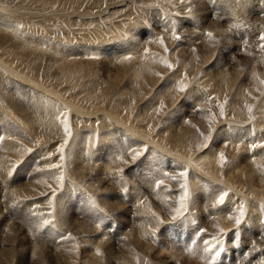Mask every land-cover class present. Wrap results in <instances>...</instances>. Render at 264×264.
<instances>
[{"label": "rangeland", "instance_id": "obj_1", "mask_svg": "<svg viewBox=\"0 0 264 264\" xmlns=\"http://www.w3.org/2000/svg\"><path fill=\"white\" fill-rule=\"evenodd\" d=\"M46 1L47 0H43L42 2H41V0H0V15L1 16L4 15L6 18H12V17L17 18L18 19V26L20 28L22 27L25 32H29L28 30L35 32V34L39 35V37H41L42 40L45 41L42 43V47H40L43 49L45 46V48H44L45 50H40V51L36 50L35 51V53L37 55H39V56L41 55L40 56V58L42 60L41 62L44 61V58L42 57L43 53L45 55V54H48L46 52H50V51L52 52L53 51L52 47L47 48V45L57 44V42L55 40H53L51 42H49V40H48L49 39L48 32H49L50 28L55 30L53 32L56 34L57 37H54V39L58 38V40L60 39L59 41L64 40L65 42L66 41L68 43H70V42L74 43L75 42L76 44L79 43L78 41H81V43L79 45H83V44L84 45L82 47H80L79 50L83 54L82 55L83 57H81V62L85 65V68H83V71H82V73L80 72L79 76L71 77L72 79L68 78L67 80L66 79L62 80L61 81L62 85H60L59 84L60 80L55 78L54 77L55 75L54 76H51V75L47 76V74L45 75L46 67H44L43 65L40 66L39 71H38L39 75H40L39 78H40V80H42V82L46 81V83H49L48 89L42 88L41 86H38V85L34 86L33 83L25 82L20 77L19 78L13 77L12 78L13 80H10L9 76L4 75V77H3L4 73H3V70H1V68H0V70H1L0 71V118H1L2 114L8 118H11L12 122H13V126L15 127V129L12 132H6L5 126L0 119V137L3 138V139H0V168L2 165L3 159L7 157L5 159V161L7 163L11 164L10 170L12 171V175H9V173H8V176H11V177L7 176V178H9V179H7V182H4L6 180L3 178L4 177L3 174H1V172L3 170H1L2 168L0 169L1 170V172H0V178H1V180H0V250H3L4 248H13V249L16 248L17 251L19 250L18 252H16V254H17L18 259L21 261L20 264H33L35 259L33 258V255H32V252H33L32 245H33V242H35L34 238H36L38 236L37 238L43 242L44 247L46 248L45 250L48 251L49 254L52 255V258L55 261H57L56 260L57 256H59L58 254H60V251L58 252V249L71 247L73 250H75V253H76L75 258L72 259V261H73L72 264H84L85 260L90 257L91 251L89 250V247H87V244H83L82 241L92 238V236H91L92 232L89 233V231L86 232V230L84 232L82 230V227L78 226L80 223H82L85 226H89L90 229H88V230H90V231H92L94 228H96V225H99L98 230H96V231L97 232L98 231L106 232L104 234V239H105L104 242L106 244L110 243L118 249H123L127 253L126 260H121L122 263L119 260H114V261H112V264H138V258H139V264H208V262L205 259L206 254L203 251L204 245H203L202 239L196 240V235H195L196 232L195 231L198 230V228H204L206 230L207 234L215 235L216 233L219 232V230L221 228L225 229L226 232L233 229L235 227L234 223L232 222V220L230 221L227 218L229 215V210L232 209L237 204L236 202H239L240 199H241V201H243V199H245L246 201H243V202L247 208V214H246V224L243 225L241 228L242 239L237 240L234 243L226 244L225 252L222 254L221 258L216 259L214 264H221V261H222V264H253V263L255 264L257 259H259L260 262H261V260L264 261V254H263L264 253V230L259 228L260 222H258L254 217L252 219L253 212L251 213V211H253V209L249 210L252 208V205L250 206V204L252 202L251 200L253 199L249 195H253L254 191H256V192L260 191L261 192V194L263 195V198H262L263 202L262 203H264V187L262 189L259 188V190L256 187L258 184L256 172H258L260 170V172H263V175H264V159H262L264 157L261 156L264 152V149H261L259 147L255 148V149L259 148L258 150H260L262 152V153H260L261 155L260 154L258 155L257 152L259 153L260 151L255 150V149L252 150V147H251L255 143L256 144L264 143V134H263L264 128H262V126L264 124V122H263L264 120L263 121L261 120L264 117V109H262L260 111V109L263 108V106H264L263 105L264 103H262L263 101L261 100V96L262 95L264 96V79H263L264 77H262L260 75V71L258 70L260 67L257 68L258 66H260V64L264 60V58H263L264 53H263V51L261 52V50L259 48L260 46L258 44L255 45V47L250 46V48H246L249 46V44L244 43V42L243 43L235 42L236 41L235 38L233 39L235 41H233V40L231 41V40L227 39L228 34L234 37L235 32L237 30H239L240 26L234 27V25H238V22L241 23V21H242L247 27H251L250 25H252L251 29L254 31H256L259 28V25L260 26L262 25L261 23L264 24V6H262L263 4H260L257 0H252V1L248 0V1H250L249 2L250 4H248L246 2L245 3L247 6L252 7V11L247 12V10H245L244 13L240 14L238 12L239 7H237V9H235L236 7L234 5L229 4L227 2H223V4H221L222 3L221 2L218 4L217 0H190L189 2H192V3L188 4L189 6L186 5V7L184 5L186 4V2H188V0H186V1L182 0L183 2L181 0H162V1L155 0V2H154V0H147L149 2H153V3H156L158 5L160 4L159 7L156 6L155 4H153L154 6H151V4H148V3H144V4L139 3V2L137 3V5H136L137 8L140 7L142 10H145L144 8L147 7V10L142 12V14H138V17L137 18L135 17V21H137L139 24H146V25L144 26V29L142 28V26H136L135 29L137 31L139 30V32H141L140 36L141 37L143 36L142 37L143 40L148 39V42H150V40L152 42L153 41L155 42L156 37L163 36L164 38H166L165 44H166L167 48H169L170 51L168 53H165V51L163 52L164 49L162 47H160V44H158V42H157V45L155 46L156 48L154 47L153 49H154L156 55L158 54V56L152 55L151 53L148 55H145L144 49L147 48L149 50V52H151V51L153 52V50H151L152 47L139 46L142 49L143 56H145L146 58H149V59L151 57H153L156 60L155 62H157L156 64H153V63L151 64L150 61H147V62L144 61V64L147 66V68L150 71H155L159 67L158 65L163 66V67H161V68L159 67L156 70V72H159L160 76H157V78H156L157 81H155V83H156L155 86L151 85V83L148 82L149 83L148 87H147V89H145L146 93L142 94L140 97L134 95V97L131 99L130 104H129V111L132 114H129V116H128L129 121L128 122L131 123V125H134L137 121V124H138V119L141 118V116L139 114L140 110L143 108L146 109L145 106H147L148 108L146 110H149V113H148L149 115L151 114L150 116L148 115V119L150 118L151 123H150V121L149 122L144 121L143 123L145 125H148V126L151 125L150 129L152 131H154L153 133L150 134L149 138L151 137L150 138L151 140L152 139L155 140L156 143L158 142V144L162 145L164 148H169L172 152H174V153L176 152L179 155H180V153H183V152H184L183 154H185V155H186V153L188 155L190 154L189 157H190V160L193 163V165L195 163L194 166L197 167L198 170H200V172H203L201 174L207 175L204 172L206 170L205 169L206 168L205 163H204L205 161L203 159L199 158L200 157L199 156L200 155L199 150L202 149L203 144L205 143V141H204L203 137L200 135V133H204V135L208 134V132H209V119H210V112H211V113L215 114V120L212 123V128L215 129V131L213 132L212 140L209 142V145L211 144L209 146V148L211 147V150L216 151V154L214 152L215 155L219 154V152H224L228 162L230 164L232 163V167H234L233 166L234 163L239 164V167H238V165H235L234 171H232V167H230V171H232V172H230L228 170L229 169V166H228L229 163L225 164V166H224V168H227L226 170L224 168H221V170H222L221 171L220 166L216 167L219 169L215 168L216 172L218 170V172H217L218 177H220L221 180L224 181L225 184H227L226 187H228L232 190V191L229 190V195L231 193L230 196L233 195L237 200V201L236 200L234 201L235 198L230 197L231 199L233 198L231 201H234V202H231L230 205L227 201L226 202L228 204L225 203V205H227L229 207L227 208V206H226L224 208L225 212H227L226 213L227 215L225 216V219L227 218L226 219L227 221L226 220L222 221L224 223V227H221V221L219 220V218H217V215L215 214L219 209H216V212H215V209H213L214 210L213 214H210L211 213L210 211L212 210V208H210V205L215 200L210 201L211 199H208L210 192H211V186H212L209 184L211 182H213V183L215 182L216 184H218L220 182L209 180L210 182L208 181L209 183L206 184L204 190L200 189V191H199L198 189H195L194 192H192L194 189L191 190V188L189 187L190 193L192 196V200L190 201V204H189L190 213L192 214V215L191 214L190 215H191V218L194 217V218H192V220L193 219L196 220V223L193 224L192 220H189V218H188L189 217L188 213H186L184 217H181L180 219H178L176 221H172L171 216L168 214V212L171 208L176 207V204L174 203V201L177 199V193L179 191V185L175 181H170V180L165 178L164 179L165 185L169 189H172L173 191H172V193H169V192L165 191L163 188L159 189L158 190L159 195L155 196L154 199H156L158 201V207H161V210L158 211V210H153L152 208L150 209V211L155 213L156 216L160 217L164 221V223L158 224L157 221L155 219H154L155 220L154 221L153 217H152L151 222L149 224H147V230L143 229L142 235L140 237H133L131 235V232H133V230L135 231L137 229L136 228L132 229V227H133V225H134V227H136L135 225H137L138 219L142 215H141V212L136 210V205L134 202H132L133 200L130 199V201H128V199H129L128 196L131 193V187L130 186L132 185V181H131V178L129 176L131 174L132 178H137L139 180H141V179L143 180L145 178V174L147 173L148 169L141 170L139 168V164H142L146 153L135 164H133L132 161L131 162L129 161V163H128L129 165L127 166L128 171H127V167H125L126 171L129 173V175L127 177L122 176V180L124 181L123 184H121V183L118 184L117 183L118 181H116V183H114V182L112 183L111 181L109 182V180L108 181L107 180H105V181L98 180V183L95 185L91 184V186H92L91 187L90 183L93 180L91 178H89V176L84 175V176H81L79 179L78 175L71 173L69 171L70 170L69 169L70 168L69 162L71 160L69 153L71 152V150H70L69 146H67L68 145L67 144L65 146V152H64V155H65L64 172H65V185H68L66 187V191H68L70 189L71 190V192H70L71 196H70V194L66 195L67 193H65V191H64L65 189L61 190L59 187H57L55 181L50 178L53 175V173L49 172L47 170V166L49 163H59V153L56 151V149H57V146L64 141L65 135H64L63 127L59 123V121L57 120L56 117L60 113L64 112L65 109H67L68 114H69L70 110H69V108L66 107L67 106L66 103L63 102L66 97H68V98L71 97L70 100L73 99L72 101H73V103H75V104H73L74 109L80 108L78 110H85L86 112L91 111L89 109L93 107V106H90L89 99H86L89 96L88 90H90V89L93 90L94 89L93 86L96 88V90L99 89L100 91H102V92H100L99 90H97V91H99V94L103 93V95L105 94L104 96L108 95L107 97H108L109 102L112 101L113 99L114 100L118 99L117 97H119V98L121 97V96H118V91H117V90H119L117 88L118 86H116L114 89L113 88L111 89L109 87V84H110L109 81H111V82L113 81L112 79L111 80L109 79V75H111V74L113 75L118 70V68L120 69L121 68L120 64H125V62L129 63L131 61V60H126L122 57H120L121 63H118L120 61L119 59H118V62H114L112 60V58L114 57L113 52L115 51V48H117L118 46L120 48L123 45L122 42L124 41V39H126V38L123 39V37H127L129 32L131 30L133 31V29H132L133 27L126 25L127 24V18H125V16L127 17V15L124 14L126 12H130V8L125 9L126 4L124 5V3H123L125 0H117V1L116 0L115 1L114 0H109V1L106 0L103 3H101L100 0H87L83 3L80 2L81 0H79L77 3H74V2L69 3V1H67V0H64L65 2L59 3L58 1L50 0L49 2H51V5H49V6L45 5ZM216 2H217V4H216ZM117 3H121V4H118L115 7L114 5H116ZM226 3L229 5H227ZM99 5L101 7L106 6V8H107L106 13H103V14L100 13V10L98 9V8H100ZM171 5H173V6H171ZM132 7H133V4H132ZM153 7H155V8H153ZM76 8H78V9H76ZM120 8L124 9V10H121L120 14L117 13L115 15H111L112 10H116V9H120ZM230 8H231V10H230ZM67 12H68V14H66ZM136 12L137 11H135L134 13H136ZM60 13H62V14H60ZM234 13H236V14H234ZM238 13L240 15H238ZM78 14H80V15H78ZM116 15H118V16H116ZM184 17L186 20H184ZM115 19L118 20V22ZM120 19H121V21H119ZM187 19H189V21L192 20V22L194 24H196L195 26L197 28H199V30L197 28L192 27V26H188V27L184 26L182 22L188 21ZM108 22L110 24L111 23L117 24L118 25L117 31L113 27H110ZM173 22H175L176 30H177L178 34L183 38L181 41H176V40H173L172 38H169V37H171V30L170 29H171V25ZM248 23L249 24L251 23V24L249 25ZM93 24H95V25H93ZM216 24L220 25L223 28V31H220V34H218V39H217L218 43L217 42L215 43L216 45H220V51L218 53L219 57L221 55H223L227 60H229L230 63H231V59L233 62V59L235 57L236 62H238V61L240 62L237 64H239V66L241 68L246 67V66H244V64L247 63L246 59L249 58L251 61L255 58L254 63H256V64H254V65L255 66L257 65V67L255 68V66L252 65V66H254L255 70L253 67H251L253 69L251 74L252 73H253V75L255 74L254 77H255V80H257L256 85L252 84L250 82V80L247 79V77H244V73L242 74L243 80H241L244 84L247 83V84H245L246 85L245 87H247L248 89L249 88L255 89V92L257 91L256 93L253 92V94H250L249 97H248V95H245V98H243L244 97L243 95H239V97H238L235 94V96L237 97V99L235 100L232 98V97H234V94H233L234 88L230 89V88H232L231 86L223 88L221 86V83H219L216 78L218 77L219 72L223 69L222 63L214 61L215 54L213 56V59L210 58V60H209V59H206V56L203 53L204 52L203 51V49H204L203 45L204 44L205 45L213 44V41L205 40V38L207 39L206 36L194 34V33L197 34V32H202V34L205 32H209V31L212 32V28L215 27ZM109 28H110V30H109ZM111 29H113V30H111ZM63 30H66V31L70 30L68 32L71 33L70 34L71 36L68 33H65ZM96 30H97V32L99 31L100 33L95 32ZM25 32H24V34L26 35ZM6 34H9V32H7ZM92 34H93V36H91ZM94 35H96V36H94ZM68 36H70L69 39L67 38ZM95 37H97V38H95ZM168 38L171 41H168ZM185 38H186V40H185ZM24 39H25L24 37L23 38L18 37L17 41L19 43H21V45H23V43L25 42ZM98 39L99 40L101 39V40L99 41ZM54 41L56 43H54ZM175 41H176V44L174 43ZM201 41H202V43H201ZM168 42H171L172 44H174L175 47L172 46V44L168 43ZM97 43H98V45H97ZM92 44H93V46H95V48L94 47L92 48ZM180 45L182 48L180 47ZM90 46H91V48L89 49V52L86 53L84 48L90 47ZM96 46H98V48H96ZM171 46H172V49H171ZM176 46H177V48H176ZM173 47L176 48L177 50L173 49ZM243 47L245 48L244 51H247V49H248V53L243 52ZM46 48L50 51H48ZM252 48L253 49L257 48L254 51L255 52L257 51L258 53L256 54L252 50ZM27 49H29V48H27ZM186 49H188V52ZM192 49H195V50L197 49V50L195 52H193ZM172 50H175V51H172ZM179 50L182 54H180ZM198 50L200 53H202V55L198 52ZM259 50H260V53H259ZM171 51L174 53L175 56L172 55L173 53ZM96 53H97V55H96ZM246 53H247V55H249L248 58L245 57V56H247ZM261 53H262V55H260ZM183 54H184V56H183ZM45 56H47V55H45ZM161 56H166L167 59L174 65V71H170L168 68L164 67L165 66L164 64H160V62L157 61V59ZM110 57H111V60H110ZM156 57H158V58H156ZM251 57H252V59H251ZM256 57H257V59H256ZM189 58H190V60H188ZM200 59H201V61H200ZM241 59H242V62L240 61ZM258 59L261 60L262 62L257 61ZM184 61H185V64H183ZM234 61H235V59H234ZM253 61H251L252 62L251 64H253ZM189 62L191 64H189ZM195 63H196V65H195ZM202 63H203V65H201ZM258 63H259V65H258ZM130 64H131V62H130ZM130 64H128V65H130ZM246 65L247 66L250 65V62H248ZM250 66H248V68H244V70H246V69L249 70V71L247 70L249 73L247 71L245 73L250 74V70H251ZM186 69H188V70H186ZM126 72H127V70H126ZM179 72H180V75H179ZM161 73L164 77L163 80L161 79ZM256 73H257V75H256ZM168 74L170 75V77H168L169 76ZM177 74H178V76H177ZM184 74H187V77H188L187 80H184V83L189 85L188 91L186 93H183V94L177 93L176 91L174 92L175 84H176L174 82L181 80ZM214 75H216L217 77H215ZM175 76H177V77H175ZM50 77L52 78V80L50 79ZM256 77H257V79H256ZM205 78H207V80ZM16 79H17V81L13 82ZM168 79H170L169 81H173L172 82L173 84L171 83L169 85V86H171L169 93H167V94L165 93V94H162L161 96H157L154 93L155 87H159V85L161 86L162 84L165 85L163 82H167ZM247 80L250 83H248ZM258 80H259V82H258ZM91 81L93 83H95V85ZM169 81H168V83H169ZM207 81L210 84H208ZM17 82L25 85V87H27V89L19 85L21 89L20 90L18 89L17 91H15L13 89V87H14V85L15 86L17 85ZM52 83H54V84H52ZM89 83H91V85H92L91 88H90L91 85ZM261 83H262V85H261ZM96 84L98 86L100 84L101 85H100V87H98ZM250 84L253 86V88L250 86ZM40 85H42V84H40ZM51 85L54 89L51 88ZM172 85L174 87H172ZM258 85H260V86L258 87ZM59 86H62L61 88L64 89V93L61 94V96L63 98L62 97L59 98V94L54 92L55 89L58 90ZM101 86H102V88L104 87L105 89L104 88L102 89ZM196 86H198V87H196ZM216 86H217V88H216ZM235 87H236V84H235ZM197 88L200 90H198ZM63 89H61V90H63ZM107 89L109 90V93H108ZM171 89L173 90V93H171L172 92ZM104 90H105V92H104ZM219 90H221V91H219ZM229 90H230V92H229ZM259 90L260 91L262 90L263 92L261 91L262 93H258V92H260ZM192 91L196 92L198 95H200V102H201L200 104H199V101L196 104V101L193 100L192 98H190L189 94ZM222 91L226 92V94L223 93ZM232 91H233V93H232ZM152 92H153V95H152ZM12 93L13 94L15 93L14 95H16V97L14 95L12 96ZM60 93H62V92H60ZM174 93H175V95H173ZM187 93H188V95H187ZM220 94L222 95V97ZM260 94H262V95H260ZM48 95H49V97H48ZM103 95H102V97H103ZM167 95L168 96L170 95V96L168 97ZM9 96H10V98H9ZM162 96H163V99H162ZM12 97H15V99L11 100ZM185 97L187 99H185ZM208 97H211L212 99H211V101L206 102ZM236 97H234V98H236ZM242 98H243V100L247 99L246 100L247 103H245V101L243 102V100L239 101V99H242ZM258 98H260L261 102L258 101L259 100ZM51 99H54V100H51ZM147 99L149 100V102L152 101L151 104L149 102L145 103V101ZM171 99H172V101H171ZM15 100L17 101L16 103H19L20 106H23L22 108L24 110H22L21 112H17L13 108L12 104ZM18 100H20V101H18ZM50 100H51V103H50ZM61 100H63V101H61ZM42 101L44 102L45 105L39 104ZM53 101H55L56 103ZM161 101H163L167 105V108L165 110V114H161V115L157 116L156 114H153V113H155L154 109L158 106V104ZM225 101H227V103H225ZM248 101H250V102H248ZM256 101H258V103H256ZM221 103H225L226 115L224 117L220 116V110L218 107V104H221ZM233 103H234V105H233ZM238 103H239V105H238ZM248 103L250 106H252V109H253V111L251 113L247 110L248 109V107H247ZM251 103H252V105H251ZM260 103H261V105H263L262 107H260L261 106ZM152 104H154V105H152ZM235 104L238 106H236ZM244 104H246V106ZM43 105H44V107H42ZM240 105H242L243 108H241ZM234 106H236V107H234ZM230 107H232V108H230ZM238 107H240L242 110L237 109ZM46 108H48V109H46ZM233 108H236V109L232 110ZM245 108H246V110H245L246 113L244 111ZM230 109H231V111H230ZM256 109L258 111H256ZM26 111H27V113H26ZM261 112H263V117L261 116V119H260V116H257V115H260ZM255 113H257V114H255ZM236 114L239 115L237 117V119L235 118ZM26 115H27V117L30 116V117L34 118L33 124L30 121L28 122V120L25 118ZM249 115H250V117H249ZM97 116L103 117L101 119L102 122H100L101 125L111 124L109 122H112L110 117L106 114L97 113ZM151 116H152V118H151ZM252 116H254L253 118L255 121H253ZM166 117H167V120L165 119ZM168 117H170V118L168 119ZM239 117H241V118L239 119ZM255 117L257 119H260V120H257L259 122L257 124L258 126L256 125L257 121H256ZM232 118L234 120H231ZM130 119H132V120H130ZM235 120H237V121H235ZM35 121L38 122L36 125H35V123H36ZM69 121H70L71 130H72L73 126H72V122L70 119V115H69ZM166 122L169 123L168 126H167ZM236 122H238V123H236ZM228 123H229L230 128L227 127ZM251 123H252V125H251ZM224 124H226V125H224ZM233 124H236L237 126L234 127ZM254 124H255V126H254ZM261 124H262V126H261ZM37 125L40 127V129H39V127H37ZM111 125H113V124H111ZM169 125H171V126H169ZM244 125H247V126L245 127ZM253 126H254V128H253ZM113 128H116V125ZM180 128L182 129V131H180L181 130ZM226 128L229 131L236 130V131H241V132L247 128H250L251 130L248 129V134L244 135L243 138H240V142L237 144L235 141H232V139L229 135L225 136L223 134V130L224 129L226 130ZM252 128L253 129L257 128L258 130H256V129L253 130ZM189 129H191V130H189ZM17 130H20V131L17 132ZM184 130L185 131L187 130V131L185 132ZM118 131H119V133H117L118 135L115 136L116 138H119V139L121 138L125 142H131L132 138L130 137L129 132H126V131L120 132V130H118ZM173 131H176V133L175 132L173 133ZM249 131H252V132L249 133ZM160 132H161V134H160ZM178 132H179V134L180 133L182 134V132H183L182 137H179ZM9 133H10V135L13 134L14 136L13 135H12L13 137L9 136ZM171 133L174 135V137L172 136ZM252 133L255 134V136ZM181 134H180V136H181ZM250 134H252V135H250ZM260 134L262 135L261 136L262 138L260 137ZM6 135H7V137H6ZM183 135H185V137ZM15 136L17 138H14ZM152 136H154V137L152 138ZM258 137H260V140L255 141V139H257ZM7 138L9 140L11 139L10 141H12L11 143H9L10 145L7 143L9 149H6V148H8V147H6L7 146L6 144H5L6 146L4 145V143L8 141ZM183 138H185V139H183ZM4 139H6L7 141H5ZM14 139L17 140L15 143L16 145H14V143H13ZM98 139H99V137H98ZM225 139H227V140H225ZM40 140H42V141H40ZM10 141H8V142H10ZM68 141H70V137L68 138ZM163 141H165V142L163 143ZM229 141L232 145H230V143H228ZM182 142H184V143H182ZM242 142L244 143V145L241 144L243 147H241V145H239ZM18 143L20 144L21 148L19 147ZM172 143L174 145H172ZM175 143H176V145H175ZM178 143L180 145H178ZM225 143H227V147L224 146ZM250 144H251V146L249 147L248 145H250ZM140 145L141 144H137L136 146L138 147ZM142 145H145V143H143ZM146 145L149 147L148 144H146ZM182 145H185L184 146L185 148H182L181 147ZM47 146H49V148ZM50 146H51V148H50ZM18 147L20 149H18ZM240 147L242 150L240 149ZM244 147L246 148V150ZM177 148H180V149L177 150ZM4 149L6 151H4ZM10 149H12L13 151L15 150V151L13 152ZM25 149H31V152H27V151H25ZM37 149H38V151H37ZM213 151H212V153H213ZM247 151H249V152H247ZM253 151L256 153V156L254 155L255 153ZM10 152L12 154L13 153L15 154L18 152L17 155H19L20 158H22V160L20 161V159L17 158L16 154L12 155ZM32 153H33V156H32ZM38 153H39V155H38ZM249 153H251V154H249ZM49 154H51V160L48 161V163H47V160L43 161V159H41L42 157L49 156ZM70 155H71V153H70ZM37 157H38V159H37ZM236 157H238V158H236ZM10 158H11V160H10ZM215 158H217L215 160H217V162H218V155ZM248 158H250V160H252V158H253L254 161L253 160L250 161ZM39 159L42 162H40ZM202 160L204 162H202ZM256 160H258V161H256ZM184 161L185 160L178 159V157L176 158L175 155H171V157L170 156L167 157V162L164 164L165 172L169 173L170 175H177L180 171L187 168V165ZM247 161H249L251 164L253 162L254 163L251 166H249L250 163ZM21 162H23V163H21ZM255 162L257 163L256 165H254ZM44 163H46L47 165H45ZM178 164L179 165L181 164V167H178L179 166ZM13 165H17L15 170H13ZM185 165H186V167H185ZM217 165H219V163H217ZM236 166L238 168H241V170L239 169V171H242L243 174H242V172L239 173ZM253 167H254V170L259 169L257 171H254V173H253L254 176L252 174H250L251 173L250 171H252ZM38 168L44 169V171H41V170H40L41 172L39 171L43 176L39 175L40 173L37 174ZM248 168H251V170H249ZM260 168L263 170H261ZM187 170H189V169L187 168ZM246 170L248 171V173H247L248 177L247 178H246V173H244V172H247ZM117 171H118V169H117ZM193 171H195V170L192 169V171L191 170L188 171V180H189V177L192 176L193 173L198 175V173L196 171L195 172H193ZM34 172H35V174H34ZM228 172L233 174V176L232 175L229 176ZM32 174H34V175H32ZM194 174H193V176L196 177V175H194ZM234 174H236V175H234ZM35 175H37V176L35 177ZM47 175H48V177H47ZM237 175H239V176H237ZM249 175L253 176V179ZM39 176H42L43 178H40ZM226 176H227V179H226ZM154 177H155V175H153L151 177V180H150V182L152 183V186H154L155 181L157 179L162 178V176H160V177H157V179L155 181H153ZM249 177L252 180H250ZM35 178H37L36 181H35ZM240 178H242V179H240ZM40 179H41V181H40ZM191 179L194 180V178H192V177H191ZM195 179L197 180V177ZM236 179H238V180L236 181ZM2 180H4V181H2ZM38 180L40 181V183H38L39 182ZM67 181H68V183H67ZM234 181H236V182H234ZM31 182H34V183L32 184ZM44 183L51 184L52 187L56 189V191H57L58 195H60V197L57 195L55 219L53 220L52 224H49L43 228H40L38 226L41 224L42 221L39 217L32 215V213L34 211L45 213L44 218L45 219H51V217L48 216V211H49L48 200L45 198V196L42 195V193H50L51 190L49 188H47L44 185ZM73 183H76V184H73ZM103 183H104V185H103ZM229 183L234 185V186L232 187V185H230ZM240 183H242V184L239 185ZM5 184L8 185V188L7 187L5 188V186H4ZM99 184H100V186H99ZM220 184L222 185V183H220ZM220 184H218V185H220ZM244 184H245V186H244ZM11 185H12V187H11ZM38 185L42 186V187H39ZM73 185L76 187H74ZM259 185H260V183L258 184V186ZM86 186H88V187L86 188ZM97 186H99L102 189H100ZM236 186H237V188H235ZM26 187H27V189H26ZM95 187H97L98 189ZM221 187H220V190H221ZM12 188H14L16 190H14ZM88 188H90V189H88ZM125 188L128 189L127 192L124 191ZM250 188H252L253 190ZM222 189H223V187H222ZM236 189L238 191L241 190L240 194L238 193V195H240L239 198L236 196L237 193L235 194ZM22 190L25 191V193H24L25 195L22 192H19ZM34 190H36V191H34ZM220 190H219V192H220ZM249 190H251L252 194H249L250 193ZM10 191L12 192V195H11ZM86 191L88 194L86 193ZM148 191L150 194L153 193L152 190H148ZM26 192H28V193H26ZM31 192H33L32 193L33 195L31 194ZM241 192L246 193V194L248 193L247 194L248 196H246V194H245L246 197L244 198V196H242L243 194ZM28 194H30V195L28 196ZM6 195H9V198H11L10 199L11 201H9L8 203H6L7 199L5 201ZM257 195H259V194H257ZM91 196L96 201L98 200V198L104 199L105 205L101 204L102 208H103L102 210H104V209H107V210L106 211L104 210L103 213L102 212L98 213L94 209V207H92V205L89 203V197H91ZM151 196L153 197L154 195L152 194ZM107 197H108V199H107ZM248 197L250 199H248ZM238 199H239V201H238ZM143 200H145L144 197L142 198L141 201H143ZM34 201H36V202H34ZM21 202L22 203H29L30 206L34 207L35 209L30 207V206L24 208L23 205H21L22 204ZM60 203H61V205L59 207ZM103 206H106V207H103ZM107 206H108V208H107ZM165 206H167V208ZM205 207L207 209L208 208L209 209L207 210ZM249 207H251V208H249ZM29 209H32V211ZM227 209H229V210H227ZM249 211H250L251 215H250ZM62 212H64V213H62ZM152 212H151V214H153ZM102 215H103V218H102ZM215 215H216V217H215ZM250 216H251V218H250ZM105 220H106V222H105ZM263 220H264V217H262L261 222ZM229 221L232 223V225H231V227L228 228V226L231 224V223L229 224ZM93 222L95 223L94 225H93ZM133 222H134V224H133ZM225 224L228 225V226L226 225L227 228H225ZM216 225H219V227H217ZM222 226H223V224H222ZM53 228H55V229H53ZM57 228H59V232H60V230L62 231L61 235L56 234V232H58ZM130 229H132V231ZM10 230L13 233V234L11 233V235L13 236L15 234L14 236H16L17 239H19V240H16V242H10L9 240H7V236L10 235V233H9ZM153 231L156 232L155 238H153V235H152ZM125 232L127 234L128 233L129 234L127 235ZM72 233L74 234V237H75L74 242L77 243V245L72 246L70 244L71 243L70 241H72V240H70L69 242H66V243H62L63 239H61V237L62 236H68L69 234L71 235ZM85 234H87L89 236L85 237ZM137 238H139V239H137ZM204 238H208V237L205 236ZM104 239L102 237V241ZM65 240H68V239H65ZM124 243H126L132 250L127 249L124 246ZM16 244H17V246H16ZM188 248H191L192 251L187 252ZM194 248H195V250H194ZM193 250H194V252H193ZM250 250H251V253H250ZM148 251H150L148 253L149 255L146 254ZM19 252H20V254H19ZM171 252H172V254H171ZM177 253H178V255H177ZM21 255L24 257V258H22V260H21ZM174 255H175V257H174ZM239 255H241L242 257L240 258ZM249 256L251 258L250 261H249ZM2 259H0L1 260L0 264H5L6 260H7V262L9 261L8 259H6V257H2ZM3 262H5V263H3ZM257 263H258V261H257ZM53 264H56V263H53Z\"/></svg>", "mask_w": 264, "mask_h": 264}, {"label": "bare ground", "instance_id": "obj_2", "mask_svg": "<svg viewBox=\"0 0 264 264\" xmlns=\"http://www.w3.org/2000/svg\"><path fill=\"white\" fill-rule=\"evenodd\" d=\"M43 0H41V2H42ZM50 0H47L46 2H45V5L46 6H49V5H51V2H49ZM53 1H58L59 3H62V2H65L64 0H53ZM67 1H69V3H72V2H74V3H77L79 0H67ZM85 1H87V0H81L80 2L81 3H83V2H85ZM101 1V3H103L104 1H106V0H100ZM109 1V0H108ZM115 1V0H114ZM117 1V0H116ZM160 1H162V0H160ZM182 1V0H181ZM186 1V0H185ZM190 0H188V2H186V4L184 5L185 7H186V5L187 6H189L188 4H190V3H192V2H189ZM218 1V4L219 3H221V4H223V2H227V3H229V4H232V5H234L236 8L235 9H237V7H239L238 9H239V13L241 14V13H244V11L245 10H247V12H250V11H252V7H250V6H247L246 5V3H248V4H250L249 2L250 1H248V0H217ZM252 1V0H251ZM260 4H263L262 6H264V0H257ZM94 2V1H93ZM112 2V1H111ZM148 3V4H151V6H154L153 4H155L156 6H158L159 7V5L158 4H156V3H153V2H149V1H147V0H125L123 3H124V5L126 4V7H125V9H129L130 8V12H126V13H124V14H126L127 15V17L125 16V18H127V24L126 25H128V26H131V27H133L132 29H133V31L131 30L130 32H129V34H128V36L127 37H123V39L124 38H126V39H124V41L122 42L123 43V45L119 48V46L117 47V48H115V51L113 52V55H114V57L112 58V60L114 61V62H118V59L120 60V57H122V58H124L126 55H129V56H131L132 57V59H130L131 61V64H130V62L128 63V62H125V64H120L121 65V68L119 69L118 68V70L112 75H109V79L111 80H113L112 82L111 81H109L110 82V84H109V87L112 89H114L116 86H118L117 88L119 89V90H117L118 91V96H121L120 98L119 97H117L118 99H116V100H112V101H110L109 102V100H108V95L107 96H104L103 95V93L102 94H99V89H97V90H99V91H97L96 90V88L93 86V90L92 89H90V90H88V92H89V96H88V98H86V99H89V102H90V106H93L92 108H90L89 110H91V111H89V112H86L85 110H78V109H80V108H78V109H74L73 108V104H75V103H73V99L72 100H70V98H68V97H66L65 99H64V101L63 100H61V101H63L64 103H66V107L67 108H69V110H70V112H69V115H70V119H71V122H72V126H73V128H72V136L70 137V141H69V143H68V145L67 146H69V148H70V150H71V155H70V153H69V156L71 157V160H70V162H69V171L71 172V173H74V174H76V175H78L79 176V179H80V177L81 176H84V175H86V176H89V178H91L93 181L90 183V186H91V184H93V185H95V184H97L98 183V180H103V181H105V180H109V182L111 181L112 183L114 182V183H116V181H118L117 183L119 184V183H121V184H123L124 183V181L122 180V176H128L129 175V173L127 172L128 171V165L129 164H122L121 162H120V160L119 159H117V157L119 156V155H121V154H124L129 148H132V147H135L137 144H143V143H145V144H148L149 145V147H148V152H146V155H145V157H144V160H143V162H142V164H139V168L141 169V170H143V169H148L147 170V173L145 174V178L142 180H139V179H137V178H132V175L130 174V178H131V181H132V185L130 186L131 187V193L129 194V199H128V201H130V199L131 200H133L132 202H134L135 203V205H136V210L137 211H139V212H141V215L142 216H140L139 217V219H138V223H137V225H135L136 227H134V222H133V227H132V229H134V228H136L137 230H133V232H131V235L133 236V237H140L141 235H142V231H143V229H145V230H147V224H149L150 222H151V219H152V217H153V215L151 214V212L152 211H150V209L152 208L153 210H161V207H158V201L156 200V199H154L155 198V196H158L159 195V191L158 190H155V188H153V186H152V183L150 182V180H151V177L153 176V175H155V177L153 178V181H155L156 180V178L157 177H160V176H163V171L165 170V167H164V164L167 162V157H171V155H175L176 156V158L178 157V159H180V160H185L184 162L186 163V165H187V168L189 169L188 171H192V169H194L197 173H198V175L197 174H194L193 172H195V171H193L192 173L194 174V175H196V177H197V180L195 179L196 177L195 176H193V174H192V176H190L189 177V180H188V182H189V187L191 188V190H193L192 192H194L195 191V189H198L199 191H200V189L201 190H204L205 189V186H206V184L207 183H209L210 181L209 180H212V181H217V182H220V183H222V185L220 184V183H218V184H220L222 187H223V189H226V190H231L230 188H228V187H226L227 186V184H225V182L224 181H222L221 180V178L220 177H218V170H217V172L215 171L216 169H219V168H216V167H218V166H220V165H217V160H215V159H217V158H215L217 155H215L216 154V151L214 150H211V147L208 149V148H204V147H202V149L201 150H199L200 151V159H203L202 160V162H204L205 163V173L207 174V175H203V174H201V173H203V172H200V170H198V168L197 167H195L194 165H195V163H194V165H193V163L191 162V160H190V157H189V155L186 153V155L185 154H183V153H180V155L179 154H177L176 152L174 153V152H172L169 148H164L162 145H160V144H158V142L156 143V141L155 140H151L150 138H149V136H150V134L151 133H153L154 131H152L150 128H149V126L148 125H145L143 122L144 121H146V122H149L150 121V118L148 119V113H149V110H146L148 107L147 106H145L146 107V109L145 108H143V109H141L140 110V116H141V118L140 119H138V124H137V121H136V123L134 124V125H131V123H129L128 121V116H129V114H132V113H130V111H129V104H130V101H131V99L134 97V95H136V96H141L142 94H145L146 92H145V89H147V87H148V84L149 83H151V85H153V86H155V81H157L156 80V78H157V76H160V75H156V73H159V72H156V70L160 67H163V66H160V65H158L159 67L155 70V71H150L148 68H147V66L144 64V61L145 62H147V61H150L151 62V64L153 63V64H156L157 62H155L156 60H155V58H153V57H151L150 59L149 58H146L145 56H143V54H142V49H141V47H139V46H147V47H152V49L151 50H153V52L151 51V52H149V53H151L152 55H155V56H158V54L156 55V53H155V51H154V47L157 45V42H148V39L146 40V39H144L143 40V36L141 37L140 35V33L141 32H139V30L137 31L136 29H135V27L136 26H142V28L144 29V26L146 25V24H139L137 21H135V17L137 18L138 17V14H142V12H144L145 10H147V7L146 8H144L145 10H142L140 7L139 8H137L136 7V5H137V3ZM154 2H155V0H154ZM183 2V1H182ZM246 2V3H245ZM122 3V2H121ZM121 3H117L116 5H114L115 7L118 5V4H121ZM164 3V2H163ZM226 3V4H227ZM67 4V3H66ZM132 4H133V7H132ZM216 4H217V2H216ZM229 4H227V5H229ZM231 5V6H232ZM252 5V4H251ZM100 6V5H99ZM112 6V5H111ZM171 6H173V5H171ZM181 6V5H180ZM144 7V6H143ZM214 7V6H213ZM153 8H155V7H153ZM175 8V7H174ZM189 8V7H188ZM219 8V7H218ZM232 8V7H231ZM231 8H230V10H231ZM72 9V8H71ZM76 9H78V8H76ZM99 10H100V13L101 14H103V13H106V11H107V8H106V6L105 7H101L100 6V8H98ZM185 9V8H184ZM214 9V8H213ZM262 9V8H261ZM81 10V9H80ZM98 10V11H99ZM121 10H124V9H122V8H120V9H116V10H112L111 11V15H115V14H120V12H121ZM170 10V9H169ZM178 10V9H177ZM183 10V9H182ZM186 10V9H185ZM217 10V9H216ZM219 10V9H218ZM13 11V10H12ZM91 11V10H90ZM135 11H137L136 13H134ZM262 11V10H261ZM66 12V11H65ZM70 12V11H69ZM191 12V11H190ZM234 12V11H233ZM263 12V11H262ZM238 13V15H240ZM246 13V12H245ZM60 14H62V13H60ZM66 14H68V12L66 13ZM234 14H236V13H234ZM233 14V15H234ZM48 15V14H47ZM78 15H80V14H78ZM94 15V14H93ZM155 15V14H154ZM258 15V14H257ZM116 16H118V15H116ZM57 17V16H56ZM74 17V16H73ZM153 17V16H152ZM239 17V16H238ZM59 18V17H58ZM113 18V17H112ZM116 18V17H115ZM156 18V17H155ZM248 19V18H247ZM88 20V19H87ZM98 20V19H97ZM105 20V19H104ZM116 20V19H115ZM184 20H186L185 19V17H184ZM188 21H184V22H182L183 23V25L184 26H186V27H188V26H192V27H194V28H197L195 25L196 24H194L193 22H192V20H190L189 21V19H187ZM256 20V19H255ZM117 22H118V20H116ZM119 21H121V19L119 20ZM194 21V20H193ZM244 21V20H243ZM115 22V21H114ZM246 22V21H245ZM106 23V22H105ZM109 23V22H108ZM86 24V23H85ZM190 24V25H189ZM201 24V23H200ZM228 24V23H227ZM240 24V25H239ZM249 24V23H248ZM251 24V23H250ZM249 24V25H250ZM254 24V23H253ZM262 25L260 26L259 25V28L256 30V31H254V30H252L251 29V27H252V25H250L251 27H247L242 21H241V23H239L238 22V27H239V30H237L236 32H235V35H234V37L233 36H231V35H227V39L228 40H233L234 38H235V40H233V41H235V42H240V43H247V44H249V46L248 47H246V48H250V46L251 47H255V45H259V35L261 34V33H264V24L263 23H261ZM93 25H95V24H93ZM100 25V24H99ZM148 25V24H147ZM248 25V26H249ZM255 25V24H254ZM258 25V24H257ZM91 26V25H90ZM109 26L110 27H113L114 29H116V31H117V29H118V25L117 24H110L109 23ZM94 27V26H93ZM92 27V28H93ZM121 27V26H120ZM213 27V26H212ZM139 28V27H138ZM146 28V27H145ZM64 29V28H63ZM80 29V28H79ZM89 29V28H88ZM87 29V30H88ZM142 29V30H143ZM187 29V28H186ZM198 30H199V28H197ZM196 29V30H197ZM237 29V28H236ZM67 30V29H66ZM66 30H63L65 33H68L69 35L71 34L70 32H68V31H70V30H68V31H66ZM98 30V29H97ZM97 30L95 31V32H97ZM109 30H110V28H109ZM111 30H113V29H111ZM194 30V29H193ZM29 32H25L24 31V29L21 27H19L18 26V19L17 18H15V17H12V18H6L4 15H0V68H1V70H3V77H4V75L5 76H9L10 77V80H13L12 78L13 77H20V78H22L23 79V81H25V82H30V83H33L34 84V86L35 85H38V86H41L42 88H46V89H48L49 88V83H46V81L44 82H42V80H40V78H39V67L40 66H44V67H46V73H45V75L47 74V76H49V75H51V76H54L55 78H57L58 80H60V85H62V80H67L68 78H71V77H75V76H79V74H80V72L82 73V71H83V68H85V65L81 62V57H83L82 55V52H80V50H79V48L80 47H82L83 45H79L80 43H81V41H78L79 43H68L67 41L65 42L64 40V42L63 41H59L58 40V38L57 39H54V37H57L56 36V34L53 32V31H55L54 29H52V28H50L49 29V32H48V35H49V42H51V41H53V40H55L56 42H57V44H50V45H47V48H51L52 47V52L50 51V50H48L47 48V50L48 51H50V52H46V53H48V54H45V55H47V56H45L44 55V53H43V55H42V57L44 58V61L43 62H41L42 60H41V58H40V56L39 55H37L36 53H35V51L36 50H45L44 48H45V46H44V48L42 49V48H40V47H42V43L43 42H45V41H43L42 40V38L41 37H39V35H37V34H35V32H33V31H30V30H28ZM57 31V30H56ZM185 31V30H184ZM192 31V30H191ZM195 31V30H194ZM193 31V32H194ZM220 31H223V28L220 26V25H218V24H216L215 25V27H213L212 28V32L214 33V36H215V41H213V44H210V45H203L204 46V49H203V53L205 54V56H206V59H209L210 60V58H212L213 59V56H214V54H215V56H214V61H216V62H219V63H222V65H223V69L219 72V74H218V77L216 76V75H214L215 77H217L216 79H217V81L219 82V83H221V86L224 88V87H229V86H231L232 88H230V89H233L234 88V93H233V91H232V93L234 94V97H236V96H238L239 97V95H243L242 97L243 98H245V95H248V97L250 96V94H253V92H255V89H251V88H247V87H245L246 85L245 84H247V83H243L241 80H243V73H244V77H247V79L248 80H250V82L252 83V84H255L256 85V83H257V80H255V77H254V75H253V73L251 74V72H252V68L251 67H253L254 68V64H256V63H254L255 62V58L253 59V60H251V61H253V64H251L252 62L250 61V59L248 58V56L249 55H247V53H248V49H247V51H244L245 50V46L243 47V52H247L246 53V55L247 56H245L246 58H248V59H246L247 60V63L248 62H250V65H248V66H250V74H248L249 72V70L248 69H246V70H244V68H248V66L246 65L247 63H245L244 64V66H246V67H244V68H241L240 66H239V64H237V63H240L239 61L238 62H236V58L234 57V59H235V61H234V59H233V62H232V59H231V63L229 62V60H227L223 55H221L220 57L218 56V53H219V51H220V45H216L215 43L217 42V39H218V34H220ZM7 32H9V34H6ZM24 32L26 33V35L24 34ZM94 32V31H93ZM99 32V31H98ZM97 32V33H98ZM183 32V31H182ZM192 32V33H193ZM57 33V32H56ZM59 33V32H58ZM63 33V32H62ZM61 33V34H62ZM90 33V32H89ZM88 33V34H89ZM100 33V32H99ZM168 33V32H167ZM180 33V32H179ZM199 33V34H198ZM64 34V33H63ZM87 34V35H88ZM102 34V33H101ZM195 35H203L202 34V32H197V34L196 33H194ZM90 35V34H89ZM67 36V35H66ZM71 36V35H70ZM70 36H68L67 38L69 39V37ZM91 36H93V34L91 35ZM94 36H96V35H94ZM204 36V35H203ZM18 37H20V38H25L24 40H25V42L23 43V45H21V43H19L18 41H17V38ZM44 37V36H43ZM167 37V36H166ZM223 37V36H222ZM93 38V37H92ZM95 38H97V37H95ZM146 38V37H145ZM169 38H171V37H169ZM168 38V41H171L170 39ZM190 38V37H189ZM200 38V37H199ZM204 38V37H203ZM226 38V37H225ZM104 39V38H103ZM166 39V38H165ZM223 39V38H222ZM92 40V39H91ZM96 40V39H95ZM94 40V41H95ZM99 40V39H98ZM101 40V39H100ZM99 40V41H100ZM153 40V39H152ZM185 40H186V38H185ZM188 40V39H187ZM199 40V39H198ZM205 40H208V39H206L205 38ZM244 40V41H243ZM54 41V43H56ZM71 41V40H70ZM151 41V40H150ZM194 41V40H193ZM48 42V41H47ZM199 42V41H198ZM204 42V41H203ZM209 42V41H208ZM94 43V42H93ZM99 43V42H98ZM98 43H97V45H98ZM168 43H171V42H168ZM175 44H176V41L174 42ZM180 43V42H179ZM178 43V44H179ZM188 43V42H187ZM201 43H202V41H201ZM218 43V42H217ZM96 44V43H95ZM159 44V43H158ZM172 44V43H171ZM189 44V43H188ZM197 44V43H196ZM224 44V43H223ZM44 45V44H43ZM169 45V44H168ZM187 45V44H186ZM190 45V44H189ZM242 45V44H241ZM246 45V44H245ZM87 46V45H86ZM159 46V45H158ZM172 46H174V44H172ZM172 46H171V49H172ZM188 46V45H187ZM193 46V45H192ZM202 46V45H201ZM95 48V46H93V44H92V48ZM161 47V46H160ZM175 47V46H174ZM173 47V49H176L177 48V46H176V48H174ZM180 47H181V45H180ZM189 47V46H188ZM195 47V46H194ZM193 47V48H194ZM239 47V46H238ZM27 48H29V49H27ZM91 48V46L90 47H85L84 48V50L86 51V53L87 52H89V49ZM96 48H98V46H96ZM156 48V47H155ZM182 48V47H181ZM198 48V47H197ZM240 48V47H239ZM260 48V47H259ZM82 49V48H81ZM160 49V48H159ZM162 49V48H161ZM169 49V48H168ZM185 49V48H184ZM257 49V48H256ZM255 48L253 49L252 48V50L254 51V50H256ZM163 50V49H162ZM177 50V49H176ZM187 50V52H188V49H186ZM197 50V49H196ZM250 50V49H249ZM251 50V51H252ZM261 50V49H260ZM260 50H259V53H260ZM172 51H175V50H172ZM171 51V52H172ZM190 51V50H189ZM43 52V51H42ZM41 52V53H42ZM163 52H164V50H163ZM179 52H180V50H179ZM186 52V53H187ZM198 52H199V50H198ZM255 52V51H254ZM261 52H262V50H261ZM39 53V52H38ZM95 53V52H94ZM173 53V52H172ZM190 53V52H189ZM188 53V54H189ZM200 53V52H199ZM238 53V52H237ZM241 53V52H240ZM252 53V52H251ZM256 54L258 53L257 51L255 52ZM254 53V54H255ZM263 53H264V51H263ZM91 54V53H90ZM180 54H182L181 52H180ZM196 54V53H195ZM194 54V55H195ZM201 55H202V53H200ZM199 54V55H200ZM244 54V53H243ZM253 54V53H252ZM96 55H97V53H96ZM172 55H174V53L172 54ZM259 55V54H258ZM257 55V56H258ZM260 55H262V53L260 54ZM175 56V55H174ZM178 56V55H177ZM183 56H184V54H183ZM182 56V57H183ZM186 56V55H185ZM173 57V56H172ZM171 57V58H172ZM196 57V56H195ZM260 57V56H259ZM156 58H158V57H156ZM193 58V57H192ZM205 58V57H204ZM233 58V57H232ZM239 58V57H238ZM263 58H264V56H263ZM159 59V58H158ZM157 59V61L158 62H160V60H158ZM182 59V58H181ZM184 59V58H183ZM251 59H252V57H251ZM256 59H257V57H256ZM262 59V58H261ZM110 60H111V57H110ZM185 60V59H184ZM188 60H190V58L188 59ZM192 60V59H191ZM195 60V59H194ZM204 60V59H203ZM202 60V61H203ZM249 60V61H248ZM263 60V59H262ZM91 61V60H90ZM200 61H201V59H200ZM241 62H242V59L240 60ZM245 61V60H244ZM257 61H261V60H257ZM256 61V62H257ZM109 62V61H108ZM187 62V61H186ZM262 62V61H261ZM118 63H121V60L118 62ZM127 63V64H126ZM177 63V62H176ZM215 63V62H214ZM113 64V63H112ZM128 64H130V65H128ZM160 64H163V63H161L160 62ZM182 64V63H181ZM183 64H185V61L183 62ZM187 64V63H186ZM189 64H191L190 62H189ZM243 64V63H242ZM195 65H196V63H195ZM200 65V64H199ZM198 65V66H199ZM201 65H203V63L201 64ZM217 65V64H216ZM252 65H254V66H252ZM258 65H259V63H258ZM165 67V66H164ZM184 67V66H183ZM197 67V66H196ZM257 67V65L255 66V68ZM260 67V68H259ZM185 68V67H184ZM255 68H254V70H255ZM257 68H259L258 70L260 71V75L262 76V77H264V60H263V62L260 64V66H258ZM45 69V68H44ZM0 70V71H1ZM126 70H127V72H126ZM186 70H188V69H186ZM243 70V71H242ZM248 70V71H247ZM44 71V70H43ZM160 71V70H159ZM180 71V70H179ZM192 71V70H191ZM248 72V73H245V72ZM258 71V72H259ZM176 72V71H175ZM254 72V71H253ZM2 73V72H1ZM86 73V72H85ZM170 73V72H169ZM173 74V73H172ZM171 74V75H172ZM194 74V73H193ZM82 75V74H81ZM94 75V74H93ZM169 75V74H168ZM179 75H180V72H179ZM207 75V74H206ZM242 75V76H241ZM256 75H257V73H256ZM95 76V75H94ZM100 76V75H99ZM161 76L163 77V75H162V73H161ZM177 76H178V74H177ZM177 76H175V77H177ZM241 76V77H240ZM46 77V76H45ZM168 77H170V75L168 76ZM174 77V76H173ZM172 77V78H173ZM95 78V77H94ZM171 78V79H172ZM50 79L52 80V78L50 77ZM72 79V78H71ZM93 79V78H92ZM97 79V78H96ZM159 79V78H158ZM167 79V78H166ZM165 79V80H166ZM206 80H207V78H205ZM256 79H257V77H256ZM264 79V78H263ZM39 80V81H38ZM44 80V79H43ZM94 80V79H93ZM92 80V81H93ZM170 79H168V81H169ZM173 80V79H172ZM247 80V81H248ZM17 81V79L15 80V81H13V82H16ZM38 81V82H37ZM74 81V80H73ZM91 81V82H92ZM100 81V80H99ZM168 81L167 82H163L165 85H159V87H155V89H154V93L157 95V96H161L162 94H167V93H169V91H170V87L171 86H169L173 81H169V83H168ZM179 81V80H178ZM200 81V80H199ZM209 81V80H208ZM207 81V82H208ZM246 81V80H245ZM244 81V82H245ZM36 82V83H35ZM40 82V83H39ZM96 82V81H95ZM149 82V83H148ZM249 81H248V83H250ZM258 82H259V80H258ZM263 82V81H262ZM57 83V82H56ZM93 83V82H92ZM97 83V82H96ZM162 83V82H161ZM174 83H176V82H174ZM40 84H42V85H40ZM52 84H54V83H52ZM90 85H91V83H89ZM94 85H95V83H93ZM107 84V83H106ZM105 84V85H106ZM158 84V83H157ZM173 84V83H172ZM208 84H210L209 82H208ZM235 84H236V87H235ZM260 84V83H259ZM22 86V87H24V88H26L27 89V87H25V85H23L22 83H18L17 82V85L15 86L14 85V87H13V89L15 90V91H17L18 89L20 90L21 88H20V86ZM97 85V84H96ZM101 85V84H100ZM100 85L98 86V87H100ZM104 85V84H103ZM194 85V84H193ZM206 85V84H205ZM261 85H262V83H261ZM65 86V85H64ZM71 86V85H70ZM83 86V85H82ZM81 86V87H82ZM107 86V85H106ZM157 86V85H156ZM200 86V85H199ZM213 86V85H212ZM211 86V87H212ZM248 86V85H247ZM250 86L253 88V86L250 84ZM249 86V87H250ZM260 85H258V87H259ZM62 86H59L58 87V90L57 89H55L54 90V92H56V93H58L59 94V98H61L62 96H61V94H63L64 93V89L63 88H61ZM92 87V85L90 86V88ZM97 87V88H98ZM172 87H174L173 85H172ZM192 87V86H191ZM196 87H198V86H196ZM205 87V86H204ZM257 87V86H256ZM34 88V87H33ZM51 88H53L52 87V85H51ZM50 88V89H51ZM57 88V87H56ZM101 88H102V86H101ZM104 88V87H103ZM102 88V89H103ZM116 88V89H117ZM193 88V87H192ZM200 88V87H199ZM216 88H217V86H216ZM221 88V87H220ZM23 89V88H22ZM54 89V88H53ZM61 89H63V90H61ZM105 89V88H104ZM153 89V88H152ZM174 89V88H173ZM190 89V88H189ZM195 89V88H194ZM198 89V88H197ZM229 89V88H228ZM259 89V88H258ZM257 89V90H258ZM10 90V89H9ZM38 90V89H37ZM98 92H96V91ZM108 90V89H107ZM172 90V89H171ZM198 90H200V89H198ZM218 90V89H217ZM227 90V89H226ZM263 90V89H262ZM261 90V91H262ZM28 91V90H27ZM116 91V92H117ZM151 91V90H150ZM194 91V90H193ZM190 92V94H189V96H190V98H192L193 100H195L196 101V104H197V102L199 101V104L201 103L200 102V95H198L196 92ZM219 91H221V90H219ZM260 91V90H259ZM258 92V93H262V92ZM26 92V91H25ZM31 92V91H30ZM44 92V91H43ZM47 92V91H46ZM60 92H62V93H60ZM100 92H102V91H100ZM104 92H105V90H104ZM174 92H175V90H174ZM223 92V91H222ZM229 92H230V90H229ZM257 92V91H256ZM255 92V93H256ZM74 93V92H73ZM108 93H109V90H108ZM111 93V92H110ZM171 93H173V90H172V92ZM189 93V92H188ZM188 93H187V95H188ZM223 93H225L226 94V92H223ZM15 94V93H14ZM13 93H12V96L14 95ZM24 94V93H23ZM27 94V93H26ZM30 94V93H29ZM78 94V93H77ZM235 94H236V96H235ZM42 95V94H41ZM40 95V96H41ZM44 95V94H43ZM47 95V94H46ZM76 95V94H75ZM102 95H103V97H102ZM151 95V94H150ZM152 95H153V92H152ZM172 95V94H171ZM173 95H175V93L173 94ZM221 95V94H220ZM231 95V94H230ZM260 95H262V94H260ZM15 97H16V95H14ZM45 96V95H44ZM168 96V95H167ZM166 96V97H167ZM170 96V95H169ZM168 96V97H169ZM209 96V95H208ZM259 96V95H258ZM15 97H12L11 98V100H14L15 99ZM24 97V96H23ZM36 97V96H35ZM48 97H49V95H48ZM116 97V96H115ZM221 97H222V95H221ZM234 97H232L233 99H237V97L236 98H234ZM247 97V98H248ZM260 97V96H259ZM9 98H10V96H9ZM27 98V97H26ZM44 98V97H43ZM63 98V97H62ZM160 98V97H159ZM172 98V97H171ZM241 98V97H240ZM243 98L242 99H239V101H241V100H243ZM252 98V97H251ZM28 99V98H27ZM40 99V98H39ZM42 99V98H41ZM46 99V98H45ZM58 99V98H57ZM162 99H163V96H162ZM250 99V98H249ZM256 99V98H255ZM259 100V102H261L260 101V98H258ZM35 100V99H34ZM51 100H54V99H51ZM51 100H50V103H51ZM247 100V99H246ZM246 100L244 99L243 100V102L245 101V103H247L246 102ZM261 100L263 101L262 103H264V96L262 95L261 96ZM18 101H20V100H18ZM37 101V100H36ZM44 101V100H43ZM41 102V103H39V104H44V102ZM151 101V100H150ZM171 101H172V99H171ZM258 101H256V103H258ZM17 101L15 100L14 102H13V104H12V106H13V108L17 111V112H21L22 110H24L22 107L23 106H20L19 105V103H16ZM27 102V101H26ZM53 102H55V101H53ZM52 102V103H53ZM59 102V101H58ZM133 102V101H132ZM146 102H149V100L147 99L146 101H145V103ZM152 102V101H151ZM151 102H149L150 104H151ZM156 102V101H155ZM248 102H250V101H248ZM37 103V102H36ZM56 103V102H55ZM54 103V104H55ZM176 103V102H175ZM255 103V102H254ZM86 104V103H85ZM237 104V103H236ZM235 104V105H236ZM45 105V104H44ZM44 105L42 106V107H44ZM59 105V104H58ZM152 105H154V104H152ZM233 105H234V103H233ZM238 105H239V103H238ZM238 105H236V106H238ZM243 105V104H242ZM242 105H240V107L241 108H243V106ZM245 106H246V104H244ZM248 105H249V103H248ZM247 105V106H248ZM251 105H252V103H251ZM260 105H261V103H260ZM264 105V104H263ZM263 105H261L260 107H262ZM40 106V105H39ZM38 106V107H39ZM53 106V105H52ZM89 106V105H88ZM89 106V107H90ZM236 106H234V107H236ZM256 106V105H255ZM50 107V106H49ZM76 107V106H75ZM153 107V106H152ZM240 107H238L237 109H241ZM259 107V108H260ZM30 108V107H29ZM40 108V107H39ZM230 108H232V107H230ZM43 109V108H42ZM46 109H48V108H46ZM52 109V108H51ZM58 109V108H57ZM132 109V108H131ZM150 109V108H149ZM152 109V108H151ZM234 109H236V108H233L232 110H234ZM262 109H264V106H263V108H261L260 109V111L262 110ZM32 110V109H31ZM30 110V111H31ZM242 110V109H241ZM240 110V111H241ZM246 110V108L244 109V111ZM248 110V109H247ZM88 111V110H87ZM137 111V110H136ZM230 111H231V109H230ZM239 111V112H240ZM256 111H258L257 109H256ZM259 111V112H260ZM29 112V111H28ZM151 112V111H150ZM234 112V111H233ZM248 112V111H247ZM258 112V113H259ZM26 113H27V111H26ZM49 113V112H48ZM58 113V112H57ZM97 113H103V114H106V115H108L109 117H110V119H111V121L112 122H109V123H111V124H113V125H111V124H106V125H101L100 124V122H102L101 121V119L103 118L102 116H97ZM245 113H246V111H245ZM153 114H155V113H153ZM238 114V113H237ZM236 114V116H235V118L237 119V117L239 116V115H237ZM255 114H257V113H255ZM25 115V114H24ZM99 115V114H98ZM151 115V114H150ZM149 115V116H150ZM40 116V115H39ZM38 116V117H39ZM248 116V115H247ZM256 116V115H255ZM257 116H260V119H261V116L263 117V112H261V114L260 115H257ZM36 117V116H35ZM232 117V116H231ZM243 117V116H242ZM249 117H250V115H249ZM254 116H252V118H253ZM27 120H28V122L30 121L32 124H33V121H34V118L33 117H30V116H28L27 117V115H26V117H25ZM151 118H152V116H151ZM154 118V117H153ZM170 117H168V119H169ZM241 117H239V119H240ZM246 118V117H245ZM256 118V117H255ZM1 121L3 122V124H4V126H5V129H6V132H12L14 129H15V127L13 126V122H12V119L11 118H8V117H6L5 115H1ZM45 119V118H44ZM82 119V120H81ZM166 120H167V117L165 118ZM164 119V120H165ZM248 119V118H247ZM260 119H257L256 118V121L257 120H260ZM39 120V119H38ZM130 120H132V119H130ZM140 120V121H139ZM154 120V119H153ZM187 120V119H186ZM203 120V119H202ZM231 120H234L233 118L231 119ZM242 120V119H241ZM262 121L264 120V117H263V119H261ZM184 121V120H183ZM235 121H237V120H235ZM245 121V120H244ZM253 121H255L254 120V118H253ZM36 122V121H35ZM46 122V121H45ZM53 122V121H52ZM145 122V123H146ZM153 122V121H152ZM203 122V121H202ZM261 122V121H260ZM264 122V121H263ZM262 122V123H263ZM38 122H36L35 123V125L37 124ZM150 123H151V121H150ZM167 123V122H166ZM236 123H238V122H236ZM245 123V122H244ZM243 123V124H244ZM259 122L257 121V123H256V125L258 124ZM48 124V123H47ZM133 124V123H132ZM137 124V125H136ZM149 124V123H148ZM168 124L169 123H167V126H168ZM171 124V123H170ZM206 124V123H205ZM227 124V123H226ZM226 124H224V125H226ZM232 124V123H231ZM230 124V125H231ZM31 125V124H30ZM115 125H116V128H113V127H115ZM251 125H252V123H251ZM169 126H171V125H169ZM233 126L234 127H236L237 125L236 124H233ZM245 127L247 126V125H244ZM243 126V127H244ZM254 126H255V124H254ZM254 126H253V128H254ZM258 126V125H257ZM261 126H262V124H261ZM263 126H264V124H263ZM262 126V128H264ZM37 127H39L38 125H37ZM226 127V126H225ZM228 128H230L229 127V123H228V126H227ZM260 127V126H259ZM21 128V127H20ZM173 128V127H172ZM179 128V127H178ZM233 128V127H232ZM252 128V129H253ZM17 129V128H16ZM39 129H40V127H39ZM177 129V128H176ZM181 129V128H180ZM185 129V128H184ZM248 129H250V128H247V129H244L242 132L241 131H236V130H233V131H229L227 128H226V130L224 129L223 130V134L225 135V136H227V135H229L230 137H231V139H232V141H235L237 144L240 142V138H243V136L244 135H247L248 134ZM256 130H258L257 128H255ZM255 129H253V130H255ZM37 130V129H36ZM118 130H120V132H124V131H126V132H129V135H130V137L132 138V140H131V142H125L124 140H122L121 138L119 139V138H116L115 136L116 135H118L117 133H119V131ZM189 130H191V129H189ZM251 130V129H250ZM18 131H20V130H17V132ZM30 131V130H29ZM180 131H182V129L180 130ZM185 131V130H184ZM187 131V130H186ZM185 131V132H186ZM260 131V130H259ZM258 131V132H259ZM263 131V130H262ZM176 133V131H173V133ZM252 131H249V133H251ZM22 133V132H21ZM254 133V132H253ZM252 133V134H253ZM7 134V133H6ZM32 134V133H31ZM123 134V133H122ZM127 134V133H126ZM158 134V133H157ZM160 134H161V132H160ZM172 134V133H171ZM178 134H179V132H178ZM181 134V133H180ZM180 134H179V137H182V134H183V132H182V134H181V136H180ZM185 134V133H184ZM219 134V133H218ZM252 134H250V135H252ZM258 134V133H257ZM263 134H264V132H263ZM13 135V134H12ZM12 135H10V133H9V136H12ZM38 135V134H37ZM176 135V134H175ZM254 136H255V134H253ZM14 136V135H13ZM12 136V137H13ZM39 136V135H38ZM172 136L174 137V135L172 134ZM184 137H185V135H183ZM258 136V135H257ZM256 136V137H257ZM262 135L260 134V137H261ZM6 137H7V135H6ZM98 137H99V139H98ZM120 137V136H119ZM154 136H152V138H153ZM260 137H258L257 139H255V141H257V140H260ZM11 138V137H10ZM14 138H17L16 136L14 137ZM20 138V137H19ZM24 138V137H23ZM177 138V137H176ZM255 138V137H254ZM262 138V137H261ZM13 139V138H12ZM155 139V138H154ZM178 139V138H177ZM183 139H185V138H183ZM248 139V138H247ZM5 141H10L8 138H7V140L6 139H4ZM45 140V139H44ZM157 140V139H156ZM160 140V139H159ZM223 140V139H222ZM225 140H227V139H225ZM263 140V139H262ZM5 142L4 143V145L6 144L7 145V143L9 144V143H11L12 141H10V142ZM16 141L17 140H15L14 139V145H16L15 143H16ZM40 141H42V140H40ZM162 141V140H161ZM160 141V142H161ZM179 141V140H178ZM195 141V140H194ZM238 141V142H237ZM254 141V142H255ZM100 142V143H99ZM165 141H163V143H164ZM185 142V141H184ZM184 142H182V143H184ZM98 143V144H97ZM186 143V142H185ZM191 143V142H190ZM197 143V142H196ZM204 143V142H203ZM228 143H230V141L228 142ZM259 143V142H258ZM241 144H243L244 145V143L242 142V143H240L239 145H241ZM256 144V143H255ZM5 145V146H6ZM10 145V144H9ZM12 145V144H11ZM18 145H19V147H20V144L18 143ZM53 145V144H52ZM172 145H174L173 143H172ZM175 145H176V143H175ZM178 145H180L179 143H178ZM177 145V146H178ZM186 145V144H185ZM185 145H182L181 147L182 148H185L184 146ZM198 145V144H197ZM211 145V144H210ZM230 145H232L231 143H230ZM234 146V145H233ZM238 146V145H237ZM249 147L251 146V144L250 145H248ZM6 147H8V145L6 146ZM14 147V146H13ZM18 147V149H20ZM48 148H49V146H47ZM137 147V146H136ZM191 147V146H190ZM199 147V146H198ZM200 147V148H201ZM239 147V146H238ZM241 147H243L242 145H241ZM241 147H240V149H241ZM11 148V147H10ZM50 148H51V146H50ZM68 148V147H67ZM68 148V149H69ZM174 148V147H173ZM176 148V147H175ZM245 148V147H244ZM6 149H9V147L8 148H6ZM16 149V148H15ZM178 149H180V148H177V150ZM251 149V148H250ZM259 149V148H258ZM258 149H255V150H258ZM11 151H13L12 149H10ZM9 150V151H10ZM48 150V149H47ZM242 150V149H241ZM245 150H246V148H245ZM253 150V149H252ZM4 151H6L5 149H4ZM8 151V150H7ZM15 151V150H14ZM13 151V152H14ZM19 151V150H18ZM21 151V150H20ZM37 151H38V149H37ZM182 151V150H181ZM185 151V150H184ZM187 151V150H186ZM198 151V152H199ZM212 151H213V153H212ZM244 151V150H243ZM258 151H260V150H258ZM188 152V151H187ZM214 152H215V154H214ZM247 152H249V151H247ZM254 152V151H253ZM5 153V152H4ZM7 153V152H6ZM11 153V152H10ZM23 153V152H22ZM27 153V152H26ZM43 153V152H42ZM230 153V152H229ZM255 153V152H254ZM260 153H262L261 151L258 153L257 152V154L259 155ZM12 154V153H11ZM16 154V156H17V158L18 159H20V161L22 160V158H20V156L19 155H17L18 154V152L17 153H15ZM14 153L12 154V155H15ZM46 154V153H45ZM249 154H251V153H249ZM253 154V153H252ZM2 155V154H1ZM6 155V154H5ZM11 155V156H12ZM38 155H39V153H38ZM44 155V154H43ZM42 155V156H43ZM215 155V156H214ZM242 155V154H241ZM248 155V154H247ZM255 156H256V153L254 154ZM257 155V156H258ZM261 155V154H260ZM26 156V155H25ZM32 156H33V153H32ZM246 156V155H245ZM261 156H263L264 157V152H263V154L261 155ZM5 157V156H4ZM173 157V156H172ZM259 157V156H258ZM7 158V157H6ZM6 158H4L3 159V161H2V165H1V170H3L2 172H1V170H0V172H1V174H3V178L6 180V181H4V180H2V181H4V182H7V179H9V178H7V176H8V173H9V171H10V169H11V164L10 163H7L6 161H5V159ZM9 158V157H8ZM16 158V159H17ZM69 158V157H68ZM175 158V157H174ZM233 158V157H232ZM236 158H238V157H236ZM260 158V157H259ZM15 159V158H14ZM37 159H38V157H37ZM124 159H126V160H128V161H130L131 162V159L127 156V155H124ZM249 160H250V158H248ZM262 159H264V158H262ZM10 160H11V158H10ZM40 160V159H39ZM177 160V159H176ZM231 160V159H230ZM238 160V159H237ZM243 160V159H242ZM252 160H253V158H252ZM252 160H250V161H252ZM24 161V160H23ZM43 161H45V160H43ZM235 161V160H234ZM254 161V160H253ZM256 161H258V160H256ZM40 162H42L41 160H40ZM200 162V161H199ZM217 162V163H216ZM232 162V161H231ZM238 162V161H237ZM247 162H249V161H247ZM47 163H48V161H47ZM178 163V162H177ZM176 163V164H177ZM250 163V162H249ZM254 163V162H253ZM252 163V164H253ZM17 164V163H16ZM45 165H47L46 163H44ZM184 164V163H183ZM251 163H250V165L249 166H251L252 165ZM257 163L255 162V164L254 165H256ZM179 165V164H178ZM177 165V166H178ZM186 165H185V167H186ZM235 165H238V167H239V164H233V166L235 167ZM38 166V165H37ZM229 171H230V167H232V163L230 164L229 163ZM125 167H127V171H126V168ZM178 167H181V164L178 166ZM234 167H232V171H234ZM237 167V166H236ZM237 167V170L239 171V169L241 170V168H238ZM258 167V166H257ZM37 168V167H36ZM216 168V169H215ZM224 168V167H223ZM262 168V167H261ZM260 168V169H261ZM117 169L119 170V169H124V172L123 173H120V174H117L118 173V171H117ZM225 170L227 169V168H224ZM249 170H251V168H248ZM41 169L40 168H38L37 169V174H39L41 171H40ZM132 170V169H131ZM220 170H221V167H220ZM243 170V169H242ZM257 170H259V169H257ZM257 170H254V167H253V169H252V171H250L251 173L250 174H252L253 176H254V171H257ZM261 170H263V169H261ZM40 171V172H39ZM222 171V170H221ZM232 171H230V172H232ZM244 171V170H243ZM247 171V170H246ZM135 172V171H134ZM226 172V171H225ZM242 171H239V173H241ZM43 173V172H42ZM191 173V172H190ZM189 173V174H190ZM221 173V172H220ZM229 173V172H228ZM235 173V172H234ZM237 173V172H236ZM244 173H246V178L248 177L247 176V173H248V171L247 172H244ZM257 173V180H258V184L260 183V185L258 186V184H257V188H258V190H259V188L260 189H262L263 187H264V175H263V172H260V170L258 171V172H256ZM34 174H35V172H34ZM34 174H32V175H34ZM45 174V173H44ZM69 174V173H68ZM238 174V173H237ZM242 174H243V172H242ZM39 175H42L41 173L39 174ZM75 175V176H76ZM229 176L230 175H232L233 176V174H231V173H229L228 174ZM234 175H236V174H234ZM241 175V174H240ZM245 175V174H244ZM37 175H35V177H36ZM43 176V175H42ZM42 176H39L40 178H43ZM70 176V175H69ZM138 176V175H137ZM220 176V175H219ZM237 176H239V175H237ZM252 179H253V176H251V175H249ZM255 176V177H256ZM8 177H11V176H8ZM34 177V176H33ZM45 177V176H44ZM47 177H48V175H47ZM46 177V178H47ZM191 177L192 178H194V180H192L191 179ZM244 177V176H243ZM249 177V178H250ZM38 178V177H37ZM37 178H35V181L37 180ZM87 178V177H86ZM237 178V177H236ZM250 178V180H252ZM34 179V178H33ZM77 179V178H76ZM75 179V180H76ZM226 179H227V176H226ZM239 179V178H238ZM238 179H236V181L238 180ZM240 179H242V178H240ZM245 179V178H244ZM243 179V180H244ZM0 180H1V178H0ZM224 180V179H223ZM242 180V181H243ZM33 181V180H32ZM39 181V180H38ZM40 181H41V179H40ZM40 181L38 182V183H40ZM83 181V180H82ZM209 181V182H208ZM236 181H234V182H236ZM249 181V180H248ZM45 182V181H44ZM70 182V181H69ZM75 182V181H74ZM81 182V181H80ZM169 182V181H168ZM239 182V181H238ZM11 183V182H10ZM32 184L34 183V182H31ZM37 183V182H36ZM35 183V184H36ZM42 183V182H41ZM67 183H68V181H67ZM72 183V182H71ZM77 183V182H76ZM76 183H73V184H76ZM88 183V182H87ZM106 183V182H105ZM213 182H211L209 185H212L211 186V192H210V195H209V198L208 199H211L210 201H213V200H215V198H216V196L218 195V193H219V190H220V185H218V184H216L215 182L212 184ZM231 183V182H230ZM229 183V184H230ZM243 183V182H242ZM242 183H240L239 185H241ZM250 183V182H249ZM238 184V183H237ZM236 184V185H237ZM251 184V183H250ZM7 184H5L4 186H5V188L7 187L8 188V185L6 186ZM37 185V184H36ZM44 185H45V183H44ZM79 185V184H78ZM103 185H104V183H103ZM218 185V186H217ZM230 185H232V184H230ZM3 186V185H2ZM39 186V185H38ZM68 185H65L64 186V188H63V190L65 191V193H67L66 195H69L70 194V192H71V190L69 189L68 191H66V187H67ZM74 186V185H73ZM89 186V185H88ZM88 186H86V188L88 187ZM99 186H100V184H99ZM99 186H97V187H99ZM234 185H232V187H233ZM244 186H245V184H244ZM11 187H12V185H11ZM10 187V188H11ZM39 187H42V186H39ZM74 187H76V186H74ZM92 187V186H91ZM97 187H95V188H97ZM222 187H221V190H222ZM240 187V186H239ZM253 187V186H252ZM4 188V189H5ZM45 188V187H44ZM100 188V187H99ZM110 188V187H109ZM235 188H237V186L235 187ZM242 188V187H241ZM240 188V189H241ZM245 188V187H244ZM249 188V187H248ZM247 188V189H248ZM254 188V187H253ZM12 189H14V188H12ZM23 189V188H22ZM26 189H27V187H26ZM32 189V188H31ZM38 189V188H37ZM40 189V188H39ZM77 189V188H76ZM88 189H90V188H88ZM98 189V188H97ZM100 189H102V188H100ZM105 189V188H104ZM250 189H252V188H250ZM10 190V189H9ZM8 190V191H9ZM14 190H16V189H14ZM73 190V189H72ZM87 190V189H86ZM148 190H152L153 191V197L151 196L152 194H150L149 193V191ZM243 190V189H242ZM246 190V189H245ZM253 190V189H252ZM256 190V189H255ZM34 191H36V190H34ZM88 191V190H87ZM87 191H86V193H87ZM93 191V190H92ZM232 191V190H231ZM240 191L241 190H237L236 189V192H235V194L237 193V197L239 198V196L240 195H238V193L240 194ZM250 191V193L249 194H252L251 193V190H249ZM248 191V192H249ZM11 192V191H10ZM9 192V193H10ZM19 192H22L23 194L25 193V191H19ZM43 192V191H42ZM89 192V191H88ZM234 192V191H233ZM21 193V194H22ZM26 193H28V192H26ZM30 193V192H29ZM33 192H31V194H32ZM201 193V192H200ZM199 193V194H200ZM243 195L242 196H244V198L246 197V196H248L246 193H243V192H241ZM263 193V192H262ZM37 194V193H36ZM88 194V193H87ZM99 194V193H98ZM245 194H246V196H245ZM257 194H259V195H257ZM11 195H12V192H11ZM16 195V194H15ZM25 195V194H24ZM30 194H28V196H29ZM33 195V194H32ZM91 195V194H90ZM89 195V196H90ZM161 195V194H160ZM198 195V194H197ZM230 195H231V193H230ZM229 195V197L228 198H226V201L229 203V205L231 204V202H234L235 200H236V198L232 195V196H230ZM59 197H60V195H58ZM70 196H71V194H70ZM88 196V195H87ZM106 196V195H105ZM241 196V197H242ZM249 196H251V198H253L251 201V204H250V206L252 205V208L251 207H249V208H251V209H249V210H252L253 209V211H251V213L253 212V216H252V219H253V217L258 221V222H260L259 223V228H261L262 230H264V225H262L261 224V219H262V217H264V203H262L263 202V195L261 194V192L260 191H258V192H256V191H254V193H253V195H249ZM31 197V196H30ZM29 197V198H30ZM92 197V196H91ZM145 198V200H143V203H141V200H142V198ZM230 197H233V198H235L234 199V201H231L232 199L230 198ZM26 198V197H25ZM28 198V197H27ZM243 198V197H242ZM6 199H7V201H6ZM11 198H9V195H6V197H5V201H6V203H8L9 201H11L10 200ZM15 199V198H14ZM24 199V198H23ZM107 199H108V197H107ZM248 199H250L249 197H248ZM62 200V199H61ZM64 200V199H63ZM156 200V201H155ZM162 200V199H161ZM237 201V200H236ZM238 201H239V199H238ZM240 201H241V199H240ZM243 201H246L245 199H243ZM249 201V200H248ZM254 201V202H253ZM34 202H36V201H34ZM58 202V201H57ZM102 202V203H101ZM196 202V201H195ZM209 202V201H208ZM226 202V203H227ZM250 202V201H249ZM248 202V203H249ZM22 203V202H21ZM64 203V202H63ZM155 205H154V204ZM210 203V202H209ZM212 203V202H211ZM227 203V204H228ZM237 203V202H236ZM17 204V203H16ZM41 204V203H40ZM95 204L98 206V207H96V208H94L98 213H100V212H102L103 213V211L105 210H107V209H104V210H102L103 208H102V205L104 204V199H102V198H98V200L96 201L95 200ZM102 204V205H101ZM21 205H23V207L25 208V207H28V206H30V204L29 203H22ZM60 205H61V203L59 204V207H60ZM64 205V204H63ZM105 205V204H104ZM37 206V205H36ZM227 205H225V206H221V208L223 209V210H221V208H218L219 210L216 212V209H215V214L217 215V218H219V220L221 221V227H224V223L222 222V221H224V220H226L225 219V216L227 215L226 213L227 212H225V207H226ZM30 207H32V206H30ZM103 207H106V206H103ZM166 208H167V206H165ZM229 206H227V208H228ZM19 208V207H18ZM32 208H34V207H32ZM107 208H108V206H107ZM206 208V207H205ZM27 209V208H26ZM35 209V208H34ZM63 209V208H62ZM110 209V208H109ZM115 209V208H114ZM195 209V208H194ZM207 209V208H206ZM209 209V208H208ZM207 209V210H208ZM18 210V209H17ZM16 210V211H17ZM29 210H31L32 211V209H29ZM61 210V209H60ZM102 210V211H101ZM211 210V209H210ZM213 210V209H212ZM210 211L209 213L210 214H213V212H214V210L213 211ZM227 210H229V209H227ZM62 211V210H61ZM195 211V210H194ZM38 212V211H37ZM66 212V211H65ZM72 212V211H71ZM193 212V211H192ZM62 213H64V212H62ZM153 213V212H152ZM158 213V212H157ZM207 213V212H206ZM249 213H250V211H249ZM251 213H250V215H251ZM19 214V213H18ZM21 214V213H20ZM23 214V213H22ZM45 214V213H44ZM209 214V215H210ZM192 215V214H191ZM191 215L190 214H188V218H189V220H192V218H194V217H192L191 218ZM216 215H215V217H216ZM249 216V215H248ZM102 218H103V215H102ZM191 218V219H190ZM250 218H251V216H250ZM155 218L153 217V220H154ZM230 220V219H229ZM155 221V220H154ZM168 221V220H167ZM227 221V220H226ZM231 221V220H230ZM229 221V224L231 223ZM264 221V220H263ZM233 222V221H232ZM234 223V222H233ZM95 223L93 222V225H94ZM136 224V223H135ZM222 224H223V226H222ZM228 224V223H227ZM227 224H225V228H227V226L229 225H227ZM227 225V226H226ZM231 225H232V223L228 226V228L229 227H231ZM79 227H82V230L85 232V230H86V232H88L89 231V233H91L92 232V234H91V236H92V238H90V239H87V240H84V241H82L83 242V244H87V247H89V250L91 251V254H90V257L88 258V259H86L85 260V263L84 264H112V261H114V260H119L120 262H121V260H126V257H127V253L123 250V249H118V248H116V247H114L112 244H106L104 241H105V239H104V234L106 233V232H103V231H96V230H98V226L96 225V228H94L92 231H90V230H88V229H90L89 228V226H85V225H83L82 223H80L79 225H78ZM138 226V227H137ZM78 227V228H79ZM95 227V226H94ZM56 228V227H55ZM55 228H53V229H55ZM58 229V232H56V234L57 235H61L62 234V231L60 230V232H59V228H57ZM132 229H130L131 231H132ZM81 230V231H82ZM144 230V231H145ZM216 230V229H215ZM225 230V229H224ZM261 230V231H262ZM125 231V230H124ZM123 231V232H124ZM194 231V230H193ZM83 232V233H84ZM148 232V231H147ZM10 235L9 236H7V240H9L10 242H16V240H19V239H17V237L16 236H12L11 235V233H12V231L10 230ZM126 233V232H125ZM13 234V233H12ZM127 234V233H126ZM129 234V233H128ZM127 234V235H128ZM145 234V233H144ZM71 236L72 237H74V234L72 233L71 234ZM86 236H89V235H87V234H85V237ZM38 237V236H37ZM34 238V240H35V242H33V245H32V248H33V252H32V255H33V258L35 259L34 260V262H33V264H53V263H56V264H72V259H74L75 258V255H76V253H75V250H73L71 247H67V248H62V249H58V252L60 251V254H58L59 256H57V261H55L53 258H52V255L51 254H49V252L48 251H46L45 249V247H44V244H43V242L42 241H40L38 238ZM40 237V236H39ZM102 237H103V241H102ZM137 239H139V238H137ZM21 240V239H20ZM42 240V239H41ZM71 239H68V240H65V239H63L62 240V243H66V242H69ZM71 243V245L72 246H76L77 245V243H75L74 242V240H72V241H70ZM147 243V242H146ZM145 243V244H146ZM15 244V243H14ZM13 244V245H14ZM18 244V243H17ZM17 244H16V246H17ZM74 244V245H73ZM151 244V243H150ZM147 245V244H146ZM145 245V246H146ZM104 246V247H103ZM124 246L127 248V249H131L126 243H124ZM14 247V246H13ZM148 247V246H147ZM151 247V246H150ZM186 247V246H185ZM255 247V246H254ZM75 249V248H74ZM97 249H99L100 250V255H97V253H96V250ZM132 250V249H131ZM194 250H195V248H194ZM194 250H193V252H194ZM19 251V250H18ZM17 251V249L16 248H4L3 250H0V259H2V257H6V259H8L9 261L7 262V260H6V263L5 262H3V263H5V264H20L21 263V261L18 259V257H17V254H16V252H18ZM151 251V250H150ZM150 251H148L146 254H148ZM171 251V250H170ZM178 251V250H177ZM184 251V250H183ZM174 252V251H173ZM176 252V251H175ZM188 252V251H187ZM237 252V251H236ZM134 253V252H133ZM250 253H251V250H250ZM19 254H20V252H19ZM171 254H172V252H171ZM236 254V253H235ZM259 254V253H258ZM264 254V253H263ZM149 255V254H148ZM176 255V254H175ZM175 255H174V257H175ZM177 255H178V253H177ZM185 255V254H184ZM192 255V254H191ZM254 255V254H253ZM20 256V255H19ZM134 256V255H133ZM196 256V255H195ZM228 256V255H227ZM252 256V255H251ZM262 256V255H261ZM260 256V257H261ZM146 257V256H145ZM239 257L241 258L242 256L241 255H239ZM253 257V256H252ZM22 258H24L22 255H21V260H22ZM199 258V257H198ZM201 258V257H200ZM257 259V258H256ZM3 260V259H2ZM5 260V259H4ZM251 260V258H250V256H249V261ZM1 261V260H0ZM24 261V260H23ZM257 261H258V263H257ZM262 261V260H261ZM241 262V261H240ZM23 263V262H22ZM122 263V262H121ZM256 263L257 264H261V262H260V260L259 259H257L256 260ZM255 263V264H256ZM254 264V263H253Z\"/></svg>", "mask_w": 264, "mask_h": 264}, {"label": "snow or ice", "instance_id": "obj_3", "mask_svg": "<svg viewBox=\"0 0 264 264\" xmlns=\"http://www.w3.org/2000/svg\"><path fill=\"white\" fill-rule=\"evenodd\" d=\"M234 27H238V25H234ZM170 30H171V38L173 40L181 41L183 39L176 30L175 22L172 23ZM203 35L206 36L208 40L215 41V36L213 32L211 31L205 32L203 33ZM155 42H158L160 44V46L164 49L165 53H168L170 51L165 44V38L163 36L156 37ZM259 46H260V49L264 51V33H261L259 35ZM192 51L195 52L196 50L192 49ZM144 53L145 55L150 54L147 48L144 49ZM124 59L130 60L132 59V57L126 55ZM159 60L170 71H174V65L167 59L166 56L159 57ZM156 75H160V74L156 73ZM161 79L163 80L164 77L161 76ZM187 79H188L187 74H184L182 79L176 82L175 91L177 93L183 94L188 91L189 85L184 83V80H187ZM185 99L187 98L185 97ZM211 99H212L211 97H208L206 102L211 101ZM225 103H227V101H225ZM225 103L218 104L221 117H224L226 115ZM247 107H248V111L251 113L253 111L252 106L249 105ZM166 108H167V105L163 101H161L158 104V106L154 109L155 114L157 116L161 114H165ZM56 118L63 127L65 139L61 144L57 146V149H56V151L59 153V163H49L47 166V170L53 173V175L50 178L55 181L57 187L63 190L65 186V172H64L65 155H64V152H65V146L69 142L68 138L72 136V130L70 126L69 114H68L67 109H65L64 112L57 115ZM214 120H215V114L210 112L209 132L207 135H204V133H200V135L203 137L205 141V143L203 144L204 148H209L210 146L209 142L212 140V135H213V132L215 131V129L212 128V123L214 122ZM149 128H151V125H149ZM0 139H3V138L0 137ZM224 146L227 147V143H225ZM251 147L252 149H255L257 147L264 149V143L254 144ZM25 151L31 152V149H25ZM147 151H148V146L146 144L140 145L138 147H132V148H129L124 154L119 155L117 159H119L122 164H128L129 161L124 159V155H127L131 159L133 164H135L138 160H140L141 157L145 155ZM41 159L50 161L51 154H49V156L47 157H42ZM218 163L221 168H223L225 164L229 163L224 152H219ZM16 167L17 165H13V170H15ZM41 171H44V169H41ZM123 172H124V169H119L117 174H120ZM9 175H12L11 170L9 171ZM165 178L170 181H175L179 185L177 199L174 201V203L176 204V207L171 208L168 212V214L171 216L172 221H176L180 219L181 217H184L186 213L191 214L189 204H190V201L192 200V196H191L190 189H189L187 168L180 171L177 175H170L169 173L165 172L163 173L162 178L157 179L155 181L154 187L156 190L163 188L165 191L172 193L173 190L169 189L164 183ZM45 186L51 190L50 193H42V195L45 196V198L48 200V206H49L48 216L51 217V219H45L44 213L34 211L32 215L39 217L42 221L41 224L38 226L40 228H43L46 225L52 224L53 220L55 219V212H56V198H57L58 193L56 189L52 187L51 184L45 183ZM124 191L127 192L128 189L125 188ZM228 197H229V190H226V189L220 190L219 194L215 198V201L210 205V208L212 209L221 208V206L225 205L226 198ZM89 203L94 208L98 207L95 204L94 198L92 197H89ZM141 203H143V201H141ZM221 210L223 209L221 208ZM246 214H247V208L244 202L239 201L232 209L229 210V215L227 217L228 219L234 222L235 227L233 229L226 232L224 229L221 228L219 232L216 233L215 235H209L207 234L204 228H198L195 234L196 240L202 239V242L204 245L203 251L206 254L205 259L208 262V264H214L217 258L222 257V254L225 252L226 244L234 243L235 241L242 239L241 228L243 225L246 224ZM152 215L158 224L164 223V221L160 217L156 216L155 213H153ZM192 223L195 224L196 220L193 219ZM261 223L262 225H264V221H262ZM97 226L99 227V225ZM216 226L219 227V225H216ZM152 235H153V238H155L156 232L153 231ZM205 236H207L208 238H204ZM61 239L75 240V237H72L69 234L68 236H62ZM187 251L191 252L192 249L188 248ZM96 253L97 255L101 254L99 249L96 250ZM138 264H139V258H138ZM221 264H222V261H221ZM261 264H264V261H261Z\"/></svg>", "mask_w": 264, "mask_h": 264}]
</instances>
